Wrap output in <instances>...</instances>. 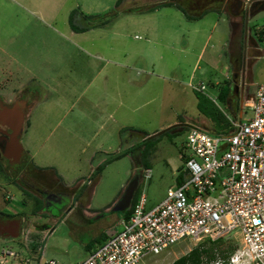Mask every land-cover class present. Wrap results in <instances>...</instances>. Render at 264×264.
Instances as JSON below:
<instances>
[{"label":"rangeland","instance_id":"1","mask_svg":"<svg viewBox=\"0 0 264 264\" xmlns=\"http://www.w3.org/2000/svg\"><path fill=\"white\" fill-rule=\"evenodd\" d=\"M116 1L0 0V96L9 103L14 101L20 95L15 93L21 84L40 99L26 114L21 169L12 171L7 161L0 159V202L4 208L0 211L9 214L16 209L24 219V231L34 232L33 222L43 225L48 221L32 214L34 198L29 193L39 194L22 187L23 180L39 186H61L76 194L82 204L90 203V209L97 213L113 209L133 180L137 184L131 201L144 194L146 209L159 204L183 173L188 129H221L197 108L200 92L194 87L203 84V95L234 120V109L220 102L217 92L224 80H236L238 89H245L243 108L240 102L237 112L239 120L250 115L246 101L254 95L257 85L264 84V37H256L264 29V7L251 14L247 6L236 7L230 0L227 6L220 5L195 21L170 6L153 12L140 10L145 5L172 0H122L110 31L124 32L131 103L127 113L119 116L109 104L112 97L87 83L103 62L117 60L121 54L115 52L110 57L90 50L88 44L74 37L68 24L71 9H78V16L100 17L114 10ZM229 19L235 20L234 26ZM86 22L75 20L79 26ZM94 43L100 46V38ZM240 44L241 54L237 51ZM115 70L122 75V71ZM83 74L86 81L79 89L85 92L78 94L74 81ZM234 75L238 78L234 79ZM98 76L104 78V73ZM64 85L71 87L70 91H65ZM137 88L144 90L134 99L133 90ZM172 125L183 127L157 137L149 146L144 143L133 153L113 159L141 143L145 134L152 135ZM144 147L146 150L141 153ZM100 165L101 171L91 177ZM147 168L149 178L144 177ZM123 213L114 211L92 224L78 225L84 228L74 234L69 225L77 219L76 215L61 225L56 224L59 219H54L50 223L55 231L40 243L37 239L36 245L44 247L46 258L55 256L63 264L82 261L88 255L87 244L97 245L102 237L120 230L118 221ZM21 241L20 235L0 237V247L22 249ZM31 243H27L29 252L22 253L26 258L36 250ZM192 247L191 242L184 241L157 255H147L138 264H171ZM231 264L256 262L245 257Z\"/></svg>","mask_w":264,"mask_h":264},{"label":"built area","instance_id":"2","mask_svg":"<svg viewBox=\"0 0 264 264\" xmlns=\"http://www.w3.org/2000/svg\"><path fill=\"white\" fill-rule=\"evenodd\" d=\"M194 89L202 92L205 86ZM245 105L250 115L228 117L233 128L228 133L190 127L181 183L168 188L166 197L150 209L142 194L129 218L121 220L120 230L73 264H138L184 241L195 246L221 237L238 240L228 264L245 257L264 264V84L257 85ZM149 176L147 168L144 177ZM46 235L49 231H42L39 243ZM21 237L20 250L0 247V264H61L45 259L42 245L31 257L23 256L29 252L31 231L23 230Z\"/></svg>","mask_w":264,"mask_h":264},{"label":"crops","instance_id":"3","mask_svg":"<svg viewBox=\"0 0 264 264\" xmlns=\"http://www.w3.org/2000/svg\"><path fill=\"white\" fill-rule=\"evenodd\" d=\"M154 4H156V3H153L151 5H154ZM145 6H149V5H145ZM71 10H73V9H71ZM71 10H70V12H71ZM103 10H105V9H103ZM123 10H125V8ZM153 11H149V12H153ZM85 13H87V12H85ZM76 17H77L76 19L78 21L84 20L81 15L78 16V14H77ZM203 17L198 19V20H202ZM198 20H195V21H198ZM229 20H231V19H229ZM231 21L234 22L235 20H231ZM232 22H231V24H232ZM68 24H69V22H68ZM75 24L77 25V23H75ZM111 25H114V23L111 22L110 24L108 23V24L104 25L103 27L90 28V29L82 31V32L74 31L71 28L70 29H71V33H73L74 37L78 41L82 42L83 44H88L90 50H94L95 52H98V53L101 52L105 56H110V57L111 56L113 57L115 52L118 53L117 54L118 56L120 54L123 55V56L120 55L119 57H121V58H117V60H114V61L113 60H106L105 62H103V64L99 68V70L96 72L97 76L94 75L92 78H90L88 80L89 83H87V84H90V85L94 84L97 89L106 91V93L108 95H110V97H112V99L109 100V104L114 107L113 108L114 111H116L119 114V116H124L125 113H127V111H125L126 108H130L129 105L131 103L130 102V99H131L130 78H129V74H128L130 62H129L128 58H125V54L128 50L125 47L126 43L124 40V32H121V30L110 31V30H112L110 28ZM216 25H217V23L215 22L214 26H216ZM108 35H109V37H108ZM98 38H100V40H101L100 46H96V44L94 43L95 40H97ZM175 42H177V44H178L179 41H177V39H176ZM183 46H185V45H183ZM182 48H180V50L183 51ZM198 57H199V55H198ZM95 66H97V65L95 64ZM105 69H106V71H105ZM115 69H119V71H122V75H120V72L116 71ZM138 72L140 73V71H138ZM102 73H104V78L103 77L99 78L98 75H101ZM78 79L79 80L74 81V83H76V84H74V88H75V91L79 92L78 94H80L82 92H85L84 89H79V87L82 85V82L86 81V79L84 77V74L82 76L78 75ZM19 86H21V87L18 88V91L15 94H17V93L23 94L25 99H26V102L29 103V110L32 109L31 107H33L34 105L39 103V100H40L39 96L35 97L34 96L35 93L31 92L30 89L27 87V85H21L20 84ZM70 89H71V87L66 88V86H65L64 90L70 91ZM143 90H144V88H137L136 90H133V96L132 97L134 99L135 98L138 99L141 96V94L143 93ZM36 94H38V93H36ZM25 122L27 123V118H26ZM35 196L36 195H34L32 197H34V199H35ZM37 198H40V197L37 196ZM34 199H33V207L35 205ZM5 200H9V198L7 196H5ZM3 203H4V201H3ZM130 204H131V201H130ZM130 204H129V206H130ZM90 208H92L90 203L84 205L78 200V201H76V203L75 202L72 203V205H70L66 210L65 209H64V211L61 210V213L58 217L59 221L56 224L61 225L65 222H67L71 217L74 218V216L76 215L77 219L74 220L73 222H70V225H69L70 230L74 234L78 229H80V231H82V228H84L83 226L81 227L78 225H81V224L84 225V223L92 224L94 221H96V220L104 217L105 215H107V213L114 212L112 209H109L108 212L97 213ZM3 209H4L3 205L0 202V210H3ZM17 214H18V212L16 211V209H12V212L8 214L10 216H16V218H17V222L16 223L12 222L10 224L11 229L10 228L9 229L18 231L20 233L19 235L21 236V232L23 231L22 224H23L24 219L22 218V216H18ZM34 217H35V215H34ZM122 219H124V218L121 217L118 221L120 228H121L120 222ZM33 226H34L35 231L31 232V239L34 243H31V245L34 246V248H37V245H36L37 239L39 240V238L41 237L42 231H46L49 229V227H51V223H50V225H48V224L41 225L40 223L33 222ZM55 228L56 227H54V226L52 227V229L49 231V235L55 231ZM3 238H12V237L6 236ZM102 238L106 239L107 236H104ZM19 247H21V245H19ZM94 247H95V245L92 246V245L87 244L86 245L87 253H89L90 250ZM15 250H20V249L16 247ZM32 252H33V254H36L35 249H33ZM44 258H46L45 252H44ZM46 259L57 260L55 258V256L54 257L51 256V257L46 258ZM58 262H60V261H58ZM73 263H75V262H73ZM73 263H70V264H73ZM33 264H37V261H36V263H33ZM61 264H63V263H61Z\"/></svg>","mask_w":264,"mask_h":264},{"label":"trees","instance_id":"4","mask_svg":"<svg viewBox=\"0 0 264 264\" xmlns=\"http://www.w3.org/2000/svg\"><path fill=\"white\" fill-rule=\"evenodd\" d=\"M122 0H117L115 3V9L101 15H83L82 18L87 20V22L82 25L78 26L75 24L76 16L78 13V9H73L69 13L68 22L69 26L74 31H85L90 28H99L103 27L104 25L111 23L113 20H115L118 16V6L121 4ZM223 4V0H207L206 2H199L197 3L196 0H172V1H161L159 3H156L154 5L150 6H143L140 10L144 11H153L157 8L161 7H174L177 10H179L188 20H198L202 18L204 15L211 11H215L217 7ZM264 7V1L258 3L255 6V10L262 9ZM138 10V9H137ZM131 11V10H130ZM218 11V10H217ZM257 39H261L264 37V29H261L257 32L256 35ZM231 42V41H230ZM237 51H239V54L243 51V47L240 44L237 48ZM232 59V58H231ZM232 60L236 61V58H233ZM198 92V91H197ZM199 101L197 102V108L199 111L209 117L215 124L221 129H215L210 128V133L218 134V133H228L233 128L231 126V123L229 119L224 115V113L211 101L210 99L206 98L202 92H200ZM204 96V97H203ZM217 98L220 102H222L228 109L233 108V114L234 119L237 118V112L239 109V103L236 102V105H234L233 99H231V82L229 80H224L222 84H220L218 92H217ZM204 99V100H203ZM236 106V107H235ZM26 123V122H25ZM183 126H170L167 127L159 132H156L155 134L149 135L145 134V137L143 138L142 142L134 145L133 148L130 149L128 153H120L113 156V159L119 158L122 155L133 153L135 149H140L144 143H147V146L154 143L157 137L168 133L169 131H174L173 133L177 132V128H182ZM194 127V126H192ZM203 127V126H202ZM220 130V131H219ZM146 150V147L141 149V153H143ZM103 165L97 166L95 170L93 171L91 177L101 171ZM183 180V173L180 172V174L177 177V184L181 183ZM24 190V189H23ZM31 195V193H29ZM135 197H133L131 204L129 208L123 210V217L124 219H128L132 210L133 206L135 204ZM42 206V200L39 198H35V205L33 207L32 214L37 213L39 210H41ZM105 240V238L101 239V241H96L98 243H102ZM238 248V243L233 239L232 237H221L215 240H205L194 247H192L186 254L180 256L176 260H174L171 264H228L230 262L231 256L235 253L236 249Z\"/></svg>","mask_w":264,"mask_h":264},{"label":"flooded vegetation","instance_id":"5","mask_svg":"<svg viewBox=\"0 0 264 264\" xmlns=\"http://www.w3.org/2000/svg\"><path fill=\"white\" fill-rule=\"evenodd\" d=\"M184 1V0H182ZM207 0H196L197 3L199 2H206ZM232 2L235 3V6L237 7H248L249 11L251 14H253L252 12H254L255 10V6L264 1V0H248L249 2H245L244 4V0H231ZM228 2H230V0H223V4L227 6ZM222 4V5H223ZM242 13V12H241ZM241 13H239V15H241ZM235 22H232V26H234ZM233 29V27H232ZM232 31V30H231ZM234 79H237L238 77L236 75H234L233 77ZM245 94V89H238L237 86V81L233 80L231 83V97L233 99V101L236 103H240L241 99H243ZM16 100H24L26 101L24 95L20 94L14 101ZM14 101L12 102H8L6 100H4L1 96H0V107L2 105H7L10 106ZM29 108V103L26 102V110H28ZM11 132L10 129L6 128V126L1 125L0 124V137L6 136L7 133ZM1 139V138H0ZM2 141L0 140V143ZM25 157V156H24ZM5 159L8 163V160L4 157H0V159ZM24 160V158H23ZM9 166V164H8ZM13 171V170H12ZM22 179H24L22 177ZM24 182V183H23ZM23 182L21 183V186L27 189H32L33 191L37 192L39 194V199L42 200V206H41V210H39L37 213L33 214L35 216H40L42 218H44L46 221V224L50 225V221L54 220V219H58V217H56V215H60L61 210L64 211V209L66 210L70 205H72V203H76V201L79 200V197L76 194H72L69 190L62 188L61 186H39L37 185L35 182H31L28 183V181L23 180ZM26 189V190H27ZM37 194V195H38ZM36 195L31 194V196ZM37 196H35L36 198ZM34 198V197H33ZM35 202V199H34ZM17 222V218L16 216H10L7 213L0 211V237H10L9 235L17 232L15 230H10L11 229V223ZM10 228V229H9ZM49 229H52L51 227H49ZM48 229V231H50Z\"/></svg>","mask_w":264,"mask_h":264},{"label":"water","instance_id":"6","mask_svg":"<svg viewBox=\"0 0 264 264\" xmlns=\"http://www.w3.org/2000/svg\"><path fill=\"white\" fill-rule=\"evenodd\" d=\"M242 102L243 99H241V109L243 107ZM26 114V101L24 100H16L10 106L2 105L0 107V124L11 130L6 136L0 137L2 141L0 143V157L8 160L9 168L13 171L21 169L23 165L25 151L21 143V136L25 125ZM136 184L137 182L133 180L128 185L122 198L113 207V211H123L129 207ZM19 234L17 231L9 236L15 238Z\"/></svg>","mask_w":264,"mask_h":264}]
</instances>
